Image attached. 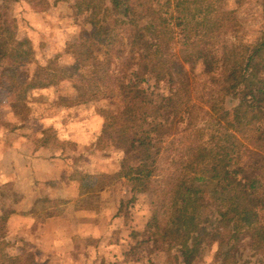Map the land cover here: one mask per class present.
<instances>
[{"label": "trees", "instance_id": "obj_1", "mask_svg": "<svg viewBox=\"0 0 264 264\" xmlns=\"http://www.w3.org/2000/svg\"><path fill=\"white\" fill-rule=\"evenodd\" d=\"M220 1L166 0L179 14L178 54L158 0L73 2L83 42L105 51L97 59L86 50L63 78L75 74L85 92L117 99L109 120L129 154L116 177L148 195L145 227L182 264L201 261L211 246L216 264H255L239 255L243 241L264 256V30L228 42ZM115 45L122 49L111 59ZM32 60L31 44L0 25V87H14V68ZM35 76L57 75L38 67ZM149 80L153 90L143 89Z\"/></svg>", "mask_w": 264, "mask_h": 264}, {"label": "rangeland", "instance_id": "obj_2", "mask_svg": "<svg viewBox=\"0 0 264 264\" xmlns=\"http://www.w3.org/2000/svg\"><path fill=\"white\" fill-rule=\"evenodd\" d=\"M158 1L165 6L172 31L170 51L178 54L179 14L173 4ZM261 1L217 4L228 25V42L251 41L264 30ZM73 2L0 0V25L13 26L16 38L27 40L33 49L32 62L15 67L14 76L10 73L14 87H0V264H182L173 260L176 249L159 250L152 230L145 227L151 209L148 195L133 192L126 178L116 177L129 154L127 146L115 144L116 128L109 120L117 99L85 92L75 74L63 78L86 50L97 59L105 51H98L92 39L83 42V16L76 14ZM115 49L122 47L115 45L108 52L111 59L120 55ZM38 67L57 76L36 77ZM142 87L153 90L154 83L149 80ZM157 91L166 95V86ZM32 180L48 185L39 188L32 207L35 216L29 220L13 209L17 202H28ZM91 226L98 235H86ZM74 227L79 230L74 236L47 232ZM215 254L216 247H208L194 264H216ZM239 255L264 264V256L252 255L246 241Z\"/></svg>", "mask_w": 264, "mask_h": 264}, {"label": "crops", "instance_id": "obj_3", "mask_svg": "<svg viewBox=\"0 0 264 264\" xmlns=\"http://www.w3.org/2000/svg\"><path fill=\"white\" fill-rule=\"evenodd\" d=\"M15 151H16V154L19 156V151H20L19 145L17 147V150H15ZM33 154H34V156H36V153L35 152ZM37 161H40V163L42 162V164H46V165H50L51 164V160H42V159H39ZM35 173L37 174V172L34 169V173L33 174H34L35 177H37ZM50 174H51V171L49 172V176H50ZM33 180H35V179H33ZM33 180L31 181V183H29L30 184V188L27 191V195L29 196V198H28V202H26V205L24 203H22V202H17L16 204H14L15 209H13V212H16L15 213L16 215H18V213H21L23 216L27 217L29 220L30 219L33 220L34 219V216H35L34 208L32 209V207H33V204L36 202L35 200H36V198L38 196V190H39V188L46 187V185H48L47 182L40 184V181H33ZM23 200L24 199H22V201ZM74 213L77 216H82V213L80 211H76ZM15 217H18V216H15ZM52 220H53V218H50L49 221H52ZM92 228L93 227L91 226L88 229V232L86 233L87 236L88 235H92L93 236V235H96V234L98 235L99 234L96 230L94 231V229H92ZM47 232L52 233V234L54 233L55 235L74 236V235H77L78 234L79 230L76 231L75 230V227H74L72 229V231H69V230L67 231V229H65V230H57V231L56 230H53L52 231V230L48 229ZM47 232L45 231V233H47ZM72 233H73V235H71Z\"/></svg>", "mask_w": 264, "mask_h": 264}]
</instances>
